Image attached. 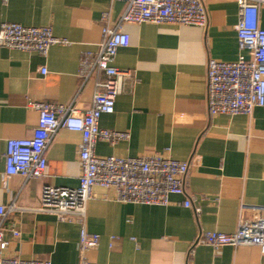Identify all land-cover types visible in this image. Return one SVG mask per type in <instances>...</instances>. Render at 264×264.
Returning <instances> with one entry per match:
<instances>
[{"label":"crops","instance_id":"obj_1","mask_svg":"<svg viewBox=\"0 0 264 264\" xmlns=\"http://www.w3.org/2000/svg\"><path fill=\"white\" fill-rule=\"evenodd\" d=\"M207 25H122L129 38L113 66L131 78L115 99L111 114L99 127L127 133L111 145L98 141L99 157L157 154L189 166L182 195H171L165 206L136 205L116 200L114 190L93 188L87 202L85 228L99 236L95 249L84 254L94 264H264L253 246L206 244L189 250L204 232L233 233L239 218L264 208V106L250 116L210 117L206 106L208 59L233 63L249 58L240 50L235 27L236 0H202ZM124 10L115 0H0L1 23L48 27L66 41L46 55L0 47V174L7 141L31 137L38 113L29 103L90 105L95 83L106 81L94 71L80 76L84 53H96L104 25L114 26ZM264 29V7L259 10ZM46 69L42 74L41 69ZM76 133L59 129L50 139L45 158L48 176L0 177V206L14 203L3 220L7 257L40 259L50 264H81V224L59 221L38 210L43 186L76 188L80 175ZM191 206L185 207L184 202ZM11 229L18 231L14 237Z\"/></svg>","mask_w":264,"mask_h":264},{"label":"built area","instance_id":"obj_2","mask_svg":"<svg viewBox=\"0 0 264 264\" xmlns=\"http://www.w3.org/2000/svg\"><path fill=\"white\" fill-rule=\"evenodd\" d=\"M124 4V10L114 26L104 25L103 41L96 53H84L80 60V76L89 77L94 71L103 73L106 81L96 82L97 90L88 107L73 105L29 103L38 113V121L31 137L10 139L4 154L2 179L19 175L24 179L48 176L45 158L50 139L59 129L76 133L79 141L80 175L76 188L45 185L41 191L39 211L54 214L59 221L81 224L78 250L81 264L84 254L97 247L99 236L85 228L87 202L95 187L113 189L116 200L136 205L165 206L171 195H182L186 187L189 166L161 155L136 157H99L94 153L98 141L111 145L128 138L127 133L102 129L99 119L111 114L115 99L131 78L129 70L113 66L119 48L126 47L128 35L122 25L151 23L206 28L207 18L202 0H115ZM238 22L235 27L238 47L249 51V58L239 57L233 63L208 59L206 65V106L210 117L243 114L250 116L257 107L264 106V29L259 25V10L264 0H236ZM66 41L54 37L48 27H24L17 23H1L0 47L46 55L53 45ZM42 74L46 69H41ZM190 207V201L184 202ZM14 203L0 206V264H50L40 259L21 260L7 257L8 241L3 220L15 209ZM14 237L18 231L11 229ZM206 244L215 250L224 247H256L264 256V208L255 209L252 216L239 218L233 233L204 232L189 250Z\"/></svg>","mask_w":264,"mask_h":264}]
</instances>
